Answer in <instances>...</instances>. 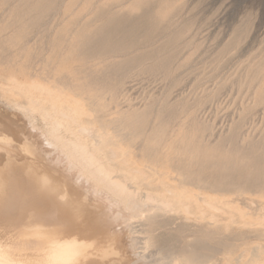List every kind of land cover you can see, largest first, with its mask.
<instances>
[{
    "label": "bare ground",
    "instance_id": "obj_1",
    "mask_svg": "<svg viewBox=\"0 0 264 264\" xmlns=\"http://www.w3.org/2000/svg\"><path fill=\"white\" fill-rule=\"evenodd\" d=\"M151 3L152 0H139L127 6L123 3L120 6L121 9L118 11L100 7V12L102 11L104 15L102 17L104 23L94 29L83 26L81 30L75 32L73 39H75L77 43H73L69 48L75 52L77 60L83 62L95 58L100 60L103 59L105 62L107 59L114 60L112 62L107 60L108 63L103 65L106 70L102 66L94 69L95 71H93L97 74L95 76L89 74L87 70L89 67L87 69H82V72L88 73L84 85L75 84L76 82L71 76H59L61 71L54 68L53 65L50 64V61H47L41 74L43 77L54 78L52 85H50V83H40L37 80L38 77H40V73L38 75L37 73L30 74L29 72L28 74H30L29 76L32 78L31 81L21 83L13 80L4 88L7 94L9 93L8 96H13L14 105L11 104L12 108L14 107L17 113L18 110L22 113L18 114L23 115L22 118L23 120L25 119L29 127L28 131L31 130V133H29L35 134L33 137L32 135L29 137L30 134L28 136L26 135L28 131L22 133L21 139H23L24 142L20 141L23 143L17 147L21 151L20 153H24L31 158L33 164L34 161L41 157V162L43 163H45L46 158L50 159L52 162L49 161L51 163L49 167L53 168L55 170L54 172H57L58 175L60 174L59 176H61V178L63 176L66 183L71 184V181L75 180V184L73 183L75 189L78 190L80 188L83 190V194L81 195L83 199H81V203H76V201H73V197L72 199L68 198L69 194H67L65 190H62L63 194L62 192L59 194L60 187H63L61 186L62 182L61 185L56 183L57 181L55 180H57V177H54V180L52 178L53 176L49 177L48 175H43L41 181L39 179L40 185L38 184L37 187V192L39 194L36 195L35 199L37 200L35 202L46 199L47 202L52 204L51 207H53V205L57 207L58 201L62 203L66 201V207L75 204V206H77L76 208L79 207V209L82 207L84 209V207L88 206L96 210L100 209L99 211L101 213L99 215L96 213L95 215L97 219L95 221L92 220V223L93 221L95 222V228H91L92 224L88 222L91 226H89L90 228L84 230L85 226H83L84 228L82 229H78L79 227H77V230H83L85 234L93 232V235H98L99 237L103 235L102 238L100 237V240L102 242L104 238L105 245L100 247V249L98 247V249L102 259H112L109 264H115L114 258L118 257L119 259L122 254L119 253L116 248V242L119 238L114 237L110 233L112 229L111 226L117 222L126 223V230L130 232V235H128L130 237L127 236V238H130V242H128L130 244L127 249L132 250L134 258L128 264H264V155L258 154L259 149H264V141L245 144L241 142H218L216 144H208L204 142V136L209 135L207 133H211L212 127L207 124L198 123L195 113H192L191 118H189V123L182 124L179 128V132H177L178 137L181 139L171 143V148H174V151L179 153V155L173 157L170 155L167 156L170 157L173 163H180L184 160V155L180 152L182 148L190 151L194 150V152L198 150V154L204 158L201 162L187 165V168L192 174L197 175L193 180V184H199L200 190L201 188H208L210 186L209 188L212 190L210 194L203 191L195 192L193 189L189 188V183L180 185V188L177 187L175 183L179 180L171 176L170 171L165 168L160 169L154 162H151V164L138 163L132 151L112 141V136L125 139L130 136L140 137L147 135L148 130H151L147 124L151 120L153 112L156 113V109L155 111L151 109L153 101L146 110L142 111L133 108L131 105L122 106L121 99L126 95H123L121 89L126 85L130 76H132L130 74L131 70L139 69L143 74L152 76L162 75L167 77L170 74L171 65L179 56V42L184 35L183 29L168 34V28L173 13L177 11V7L171 0H159L157 5ZM53 4V0H24V4L20 5L14 13L15 23L17 24L15 26L19 30V34H16V38L25 36H23L22 33L26 28L24 25L26 23L28 24L26 21L28 20L26 19L27 17L30 18L29 20L32 21V23L38 22L44 17L46 12L54 8L52 7ZM87 5H89V3H87ZM31 11L36 12V15H28ZM50 15H52V13H50ZM164 35L166 36V40L159 49L148 50V48L147 51L140 52L141 46H152V43L155 42L157 38ZM2 42L4 43L3 40ZM2 47L3 46L0 48ZM169 48L170 50H168ZM173 48H175V50H172ZM2 50H4L5 53L6 49L3 48ZM66 54L67 53H65V55ZM119 54L125 55L124 57L126 58L122 61H115ZM2 57L5 58V54ZM103 63L104 62H99L98 64L97 62L98 66ZM25 72L27 74V71ZM62 73L67 74V72ZM262 73V67L258 66L250 71L247 76L245 75V82L252 84L253 81L262 79ZM242 82L244 83V81ZM91 86L96 87V93L90 97L88 95V98L78 94L70 95L69 93L70 90H83L82 88ZM14 97L17 99L14 100ZM20 99H24L25 102L20 103ZM84 101L88 102L87 106L89 109L85 107ZM263 105L264 81L254 95V107L250 108V112ZM8 108L10 109L11 107ZM108 110L112 111L111 116L113 117L106 120L105 117ZM245 112L246 111H244V113ZM175 116L174 111L167 110L163 112V110H159L156 115L158 123L152 129V135L156 138H164L167 136L170 131L169 123ZM247 116L248 112L243 115L241 122L235 124L228 135L222 137H229L230 140L239 139L241 137L242 126H244L243 122L247 119ZM113 123L115 124L113 128L114 133L111 134L108 128L109 126L107 125ZM24 127L23 124L22 128L24 129ZM184 137H192L194 140L190 143H184L182 139ZM0 139L4 141V143H0V150L1 152H5L7 156L5 158H8L7 164H10L11 161L14 160L13 158L16 157V148L11 149L10 147V149H6L9 147L8 145H5V147L7 146L6 148L1 145L10 144L13 148L16 142L13 140L14 137L12 139V136L9 137L4 134H0ZM36 139H38L39 142H37ZM41 139H43V141ZM44 142L47 147L44 145ZM39 143L43 149L42 152L39 151V145L37 146ZM159 146L157 145V147ZM229 146L233 147V150L232 152L230 151V155L225 158H215V156L209 154V148L211 147L219 149ZM157 155V151L152 152L150 160L154 161L153 159L157 157ZM147 160L148 159L145 161ZM44 165H46V163ZM196 167H198L197 170H195ZM178 168H182V166ZM44 171L47 172V170ZM54 172L50 175H54ZM39 177H41V175ZM139 183H146L156 188L154 191H144L138 186ZM201 185L205 186L201 187ZM89 197H92V200L95 202L94 204H88L90 203L89 200L87 203ZM24 205L22 206L24 207ZM28 206L34 207L32 204L30 205V203ZM24 208L25 211L28 209V207L26 209V206ZM71 208L72 211L70 212L73 213L74 208ZM38 209L36 212L33 211V208L32 211L30 209L31 212L35 213L30 216L31 218L41 219L43 215H45L44 213L41 214L40 210V213H37ZM56 209H58L57 213H59L61 208L57 207ZM42 210H44L43 207ZM52 210L48 213L49 215ZM63 210L62 212L64 213ZM159 210H169L167 212L170 213H172L171 211H175L176 213L184 212L187 215H193L196 225H199L201 229L200 232L207 237L218 240V242H216L217 246L211 245L206 240L198 239L195 244H188L183 254L168 255L165 257L160 256L161 260H158V257L155 256L157 262L153 260L149 262L150 260L148 261V258L147 260L145 258L144 261V258L138 256L136 252V249L140 248V246L137 247V242L141 239L143 234L140 238L137 237V241L135 234H140L141 231L136 232L139 231V229L137 228L136 230L135 226L132 227V225H135L133 223L138 220V218L135 219L136 217H145L147 213L151 215V212L156 214ZM27 212L29 213V210ZM70 212L67 214H70ZM80 212L79 214L76 212L74 213H76L75 215H80L82 214ZM75 215L73 218L77 217H75ZM97 215L98 217H96ZM153 215H151V217ZM59 216L57 217L58 219ZM148 218H150V216ZM131 219H135L136 221L131 223ZM140 219L141 218H139V221ZM152 219L155 218L152 217ZM14 220L16 221V219ZM20 220L23 223L21 217L19 221ZM129 220L131 221L128 222ZM19 221L17 224L21 223H19ZM62 221L64 222V219ZM141 221L144 222L145 220L143 219ZM49 222L51 223L52 221ZM59 222L58 220V223ZM70 222L72 224V221ZM64 223H66V220ZM80 223L84 224L81 221ZM128 223H130L131 226H129L130 224ZM14 224H12L13 227ZM118 226H120V224H118ZM46 227L38 223H30L27 225L26 229L30 231L28 236H35L39 238L41 242L34 244L35 246L33 247H26V249H23L24 253L20 254L18 257L11 254L6 247L0 243V264H80L92 255L89 250L92 248L93 243L83 239L84 236L80 237L81 232H79V234L76 232L73 235H63V237H61L60 234L49 233L46 231ZM52 227H55V225ZM74 228L75 227H73V229ZM91 230L94 231L91 232ZM140 230H142V232L145 231H143V229ZM143 238L144 237H142L141 240H143ZM150 238L149 235L146 239L144 238L146 241L140 242H144V244H141L140 251L150 249L152 241ZM222 238H230L232 241H230L231 243L223 242L225 244L219 246V239ZM91 241H93V239ZM251 243L255 245L250 246ZM142 246H144L145 249L144 247L142 249ZM143 253L145 254V251ZM145 255L144 257H146ZM152 259H154V257ZM100 262H102V260Z\"/></svg>",
    "mask_w": 264,
    "mask_h": 264
},
{
    "label": "rangeland",
    "instance_id": "obj_2",
    "mask_svg": "<svg viewBox=\"0 0 264 264\" xmlns=\"http://www.w3.org/2000/svg\"><path fill=\"white\" fill-rule=\"evenodd\" d=\"M137 1L139 0H53L54 4L52 7L55 9L53 8L51 11L46 12V15L44 14V17L39 20L40 22L36 21L32 23V21L29 20V17L26 18L28 19L26 20L28 24L26 23L24 25L26 28L22 33V35L25 36H21V38H16L19 34V30L15 26L17 24L15 23L16 21L14 13L17 11V8L20 5L24 4V0L0 1V47L3 46L0 48V134L7 135L9 137L12 136V139L14 137L13 140L16 142L13 148L10 144H2L1 146L6 148L7 146L5 147V145H8L9 147L6 149H10L11 147V149L16 148L17 151L16 157L13 158L14 160H12L10 164H7L8 158L6 159L5 157L7 156L5 155V152H1L0 150V243L5 246L11 254L17 257L24 253L23 249H26V247H33L35 246L34 244L41 242L40 239L35 236H28L30 231L26 229L27 225L30 223H38L44 225L45 227L47 226L46 231L49 233L60 234L61 237H63V235L70 236L76 232H78L77 234L81 232L80 237L84 236L83 239L93 243L92 248L89 250L92 255L86 261L81 262L80 264H109L112 260L102 259L100 257L101 254L99 253V249L105 245V239H102L103 244L100 240V237L102 238L103 235H100V237L98 235H93L92 231L94 230H91L92 233L88 232L86 234L83 233V230H77V227H79L78 229H82L84 228L83 226H85L84 230L86 228H90L91 226V228H95L96 225L94 221L97 219L95 218V215L96 213H98V215L101 213L99 211L100 209L96 210L93 207L88 206L84 207V209L82 207L80 210L79 207L76 208L77 206H75V204L66 207V201L63 203L58 201L57 207H60L61 209L59 210V213H57V207L54 205L51 207L52 204L47 202L46 199L41 201L39 200L40 202L37 201L41 205L35 202L37 200L35 197L39 194L37 192V187L38 184L40 185L43 175H48L49 177L53 176V179L54 177H57V180H54L57 181L56 183H59V185H61L62 182L61 186L63 187H60L59 194H61V192L63 194V191L65 190L67 194H69L68 198L72 199L73 197V201H76V203H81V199H83V196H81L83 194V190L80 188L78 190L75 189V180L71 179V185L70 183H66L65 179H63V176L61 178V176H59L60 174L58 175L57 172H54L55 170L49 167V165H51L49 162L51 161L50 159L46 158V165H44L45 163L41 162L42 157L40 156L41 158L37 159L38 161H34L33 164L31 158H29L24 153V155L20 153L21 151L17 147L24 142L23 139H21V135L22 133H26L29 130V127L26 124L25 119L23 120V115H21L22 113L18 110V113H21L18 114L14 107L13 110L11 106V104L14 105L13 96H8L9 93L7 94V91L4 90V88L13 80L21 83L31 81L32 78H30L29 75L32 73H37L38 75L40 73V77L37 79L40 83H50V85H52L54 78H47L46 76H44L46 77L44 78L41 74L44 67L46 66L47 61H50V64H52L54 68L61 71L59 76H71L75 80V84L84 85L85 81L87 80L86 76L88 73L86 74L82 72V69H87L89 67L90 70L87 69L89 74L95 76L97 74L94 72V69L102 66L106 70L103 65L108 63V61L112 62L114 60L107 59L108 61L106 60V62L103 59L100 60L97 58L87 62L77 60L75 52L69 48L73 43H77V41L73 39L75 32L81 30L83 26H88L91 29H94L97 26L102 25L104 23L102 19L104 15L102 14V11L100 12V7H106V9H114L113 11H118L121 9L120 6L123 3L127 6L132 5ZM158 1L159 0H152L151 4L157 5ZM171 1L174 2L175 6L177 7V11L173 13L168 28V34L183 29L184 35L182 40L179 42V56L171 65L169 76H152L141 73L139 69H133L130 72L132 76H130L126 82V85H124L121 89L123 95H126L124 98L122 97L123 99H121L122 106L131 105L133 108L142 111L146 110L153 101V105L151 104V109H154L153 111L156 109V113L153 112L152 118L147 124L151 130H148L149 134L147 133V135L140 137L130 136L128 138L121 139L118 136L117 138L112 136V141H115L118 145H123L132 151L133 156L138 160V163L151 164V162H154L160 169L165 168L170 171L171 176L176 177L179 180L175 183L177 187L180 188V185L189 183V188L193 189L195 192L203 191L210 194L212 193V190L209 188L210 186L208 188H201L200 190L199 184H193V180L197 177V175L192 174L187 168V165L201 162L204 158L198 154V150L194 152V150L190 151L182 148L180 152L183 153L184 160L180 163H173L170 157L167 155H170L171 157L179 155V153L174 151V148H171V143H174L175 140L181 139L178 137L177 132H179V128L182 124L189 123V118H191L192 113H195L198 123L207 124L212 127L211 133H207L209 135L204 136V142L208 144H216L218 142H241L245 144L264 141V105L250 112V108L254 107V95L260 88L261 83L264 81V0ZM87 3H89V5H87ZM35 13L36 12L31 11L28 15L32 16ZM50 13H52V15H50ZM165 38V35L157 38L155 42L152 43V46H141L140 52L147 51L148 48V50L159 49L162 43L165 42ZM3 48L6 49L5 53L4 50H2ZM168 50H170V48ZM172 50H175V48ZM65 53L67 54L65 55ZM4 54L5 58L2 57ZM124 56L125 55L123 54H119L116 58L117 60L115 61L124 60L126 58ZM97 62L98 64L99 62L104 63L98 66ZM258 66L262 67V79L253 81L252 84L249 82L246 83L245 77L250 71L257 68ZM25 71H27V74ZM29 72L30 74H28ZM62 72H67V74ZM241 80L244 81V83ZM82 89L83 90H70L69 93L70 95H83L85 98H88V95L90 97L96 93V87L93 86ZM15 99L17 98L14 97V100ZM19 102L24 103L25 100L20 99ZM83 103L85 107L89 109L87 106L88 102L84 101ZM7 106L11 107L10 109L12 110H10ZM159 110H163V112L171 110L174 111L176 115L175 118L169 123V134L164 138H156L152 135V129L158 123L156 115ZM244 111L246 112L244 113ZM247 112L248 116L243 122L244 126H242L241 137L237 140H230L229 137H222L228 135L235 124L242 121L241 118ZM111 113L112 111L108 110L105 117L106 120L113 117L111 116ZM23 124L25 126L24 129L22 128ZM107 126H109V132L111 134L114 133L113 128L115 127V124L113 123ZM29 132L31 133V130L28 131L26 134L27 136L30 134ZM31 135L33 137L35 134H30L29 137H31ZM38 139H36L37 142H39ZM182 139L184 143H190L192 140H194L192 137H184ZM41 140L43 141V139ZM20 141L23 142L21 143ZM0 143H4V141L0 139ZM44 145L47 147L45 142ZM157 145L161 146L157 147ZM37 146L40 147L39 151L42 152L43 149L41 148L40 143L37 144ZM209 149V154L215 156V158H225L230 155V151L232 152L233 147L229 146L227 148L225 147L219 149L211 147ZM154 151H157L158 155L153 159L154 161H152L150 160V155ZM258 154L264 155V149H259ZM146 159L148 160L145 161ZM180 166H182V168H178ZM197 169L198 167L195 168V170ZM44 170H47V172ZM52 172H54V175H50ZM38 175H41V177ZM138 186H140L144 191H154L156 188L155 186H151L146 183H139ZM204 186L205 185H201V187ZM88 200L90 203H88ZM43 201L46 202L47 205ZM92 201V197L87 199V203L90 205L95 203L94 201L92 203ZM29 203L34 207L28 206ZM22 205H24V207L26 206V209L28 207V209L25 211V208ZM42 207L44 210H42ZM71 207L74 208V212L79 214L81 211L80 213L82 214L75 215L76 213L70 212L72 211ZM29 208L31 211L33 208L34 212H36V210L39 208L37 213L41 212V214L44 213L45 215H43L41 219H36L34 217L31 218L30 216L35 213L31 212ZM49 208L51 210L54 208L52 210L53 213L51 212L52 214L50 213V215L48 214L51 211ZM46 209L49 211L47 212ZM28 210L29 213L27 212ZM66 211H69L70 214H67L69 212ZM164 211L165 210H159L156 214L151 212L150 214H154L152 217L155 219H152L149 213H147V217L145 216L146 219L150 216V218L147 220L145 217H136L135 219L138 218L137 221L135 219H131V223L136 221L133 223L135 225H132V227L135 226L136 230L137 228L139 229V231L136 232H142L140 229H143V231L145 230L142 233L140 232V234L136 233L135 238H140L143 234L142 237L146 239V237H149L150 235V240H152L150 249L146 250L145 247L142 246V249L144 247L145 250L140 251L141 244H144V242H140L146 240L144 238L141 240L142 237L139 239V241L137 239V247L140 246V248L136 249V252L138 253V256H142L144 258V261L145 258L146 260L148 258V261L150 260L149 262H152V260L157 262V259L155 260V256L158 257V260H161L160 256L165 257L168 255L183 254L187 249V245L195 244L198 239L206 240L211 245L217 246L216 242H218V240L207 237L200 232L201 229L199 225H196L193 215H187L184 212L176 213L175 211H171L172 213H170L167 212L169 210H166L165 212ZM88 212L92 213L90 214ZM22 214L24 217H26L24 218ZM73 214L75 217H77L73 218ZM98 215L96 217H98ZM58 216L59 219L57 218ZM20 217L23 220V223L21 220L19 221ZM139 218H141L140 221L143 219L145 221L140 222ZM14 219H16V221ZM57 219L60 221L59 223ZM63 219L64 222L66 220V223L62 221ZM47 220L52 222L50 223ZM92 220H94L93 223ZM18 221L21 223L17 224ZM70 221H72L73 225ZM80 221L84 224H81ZM88 222L92 225L90 226ZM12 224H14V227ZM115 224L111 226L112 229L110 233L114 237L119 238L116 242V248L118 249L119 253H122L120 255L121 258H114L115 264H128L134 258L132 250L127 249L128 245L130 244L128 243L130 242V238H127V236L130 235V232H127L129 230H126V223L117 222ZM118 224H120V226H118ZM54 225L55 227H52ZM129 226H131V224ZM73 227L75 228L73 229ZM68 228L72 231H69ZM90 237L94 242L90 240ZM2 241H5L6 243H3ZM230 241H232L230 238L219 239V246H223L226 242L229 243ZM254 245V243L250 244V246ZM120 247L123 248L121 249ZM144 251L145 254L147 253L146 255L143 253ZM144 255L146 257H144ZM151 257H154V259ZM101 260L102 262H100Z\"/></svg>",
    "mask_w": 264,
    "mask_h": 264
}]
</instances>
